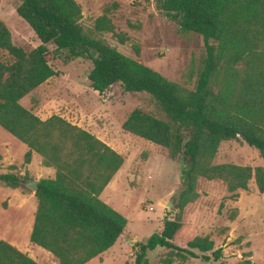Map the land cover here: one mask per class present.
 <instances>
[{
  "label": "trees",
  "instance_id": "16d2710c",
  "mask_svg": "<svg viewBox=\"0 0 264 264\" xmlns=\"http://www.w3.org/2000/svg\"><path fill=\"white\" fill-rule=\"evenodd\" d=\"M182 35L202 37L205 54L194 89L171 82L152 68L127 57L98 38L114 33L103 15L87 31L76 0H21L17 14L41 45L31 52L16 46L0 21V127L25 144V164L33 153L56 171L42 179L31 243L60 264H87L110 250L127 232V219L100 196L124 165V157L85 129L59 115L47 120L21 101L57 76L51 62L67 52V61L89 59L91 88L103 94L120 84L125 92L146 94L155 111L135 109L122 124L125 133L160 146L181 165L183 210L197 197L200 181H222L233 198L254 182L264 197V0H155ZM122 43L126 39L120 36ZM55 46L54 51L48 45ZM98 53L95 59L91 53ZM243 141L263 161L257 167L214 164L222 143ZM16 173L0 174V185L26 190ZM235 215L231 220H235ZM134 264H151L148 255L168 252L159 264L223 258L208 236L188 237L178 218H165L157 232L134 246ZM237 264H256L252 254ZM0 264H38L0 241Z\"/></svg>",
  "mask_w": 264,
  "mask_h": 264
},
{
  "label": "rangeland",
  "instance_id": "374dc122",
  "mask_svg": "<svg viewBox=\"0 0 264 264\" xmlns=\"http://www.w3.org/2000/svg\"><path fill=\"white\" fill-rule=\"evenodd\" d=\"M20 2L0 0V21L11 31L14 44L29 53L39 47L41 41L18 16ZM76 2L82 7L80 23L87 31L94 28L99 17L107 15L115 32L98 34V38L167 80L194 89L205 54L203 39L196 34H180L178 25L158 9L155 0ZM120 36L126 39L125 43ZM47 47L55 50L53 44ZM67 54L64 52L51 62L57 76L25 97L21 104L43 120L59 115L123 149L126 159L117 176L120 184L116 199L118 212L128 221L127 234L101 257V263L95 260L90 264H134L135 244L155 234L165 218H179L188 237L208 236L216 250H223L224 256L219 261L191 259L185 264H237L248 253L256 264H264V197L254 182L249 184V191L239 190L238 197L233 198L224 182L200 181L194 202L183 210H168L167 203L172 197L180 203L184 190L180 163L172 161L160 146L121 130L135 109L155 111L150 98L146 94L127 93L120 84L103 94L95 92L88 79L93 69L91 60L67 61ZM26 152L25 144L0 127V174L11 172L24 177L28 173ZM38 161H41L39 156L30 170L34 175L44 176L47 172ZM261 163L259 152L241 140L222 143L214 160L218 165L257 167ZM36 205L34 192L28 187L14 190L0 185V241L17 240L34 260L41 248L31 246L28 228ZM235 214V220H231ZM167 252L157 249L149 253L151 264H159Z\"/></svg>",
  "mask_w": 264,
  "mask_h": 264
},
{
  "label": "crops",
  "instance_id": "0c3cea01",
  "mask_svg": "<svg viewBox=\"0 0 264 264\" xmlns=\"http://www.w3.org/2000/svg\"><path fill=\"white\" fill-rule=\"evenodd\" d=\"M49 81V80H48ZM47 81V82H48ZM38 116V115H37ZM43 120V119H42ZM47 120V119H46ZM71 123V122H70ZM73 124V123H72ZM75 125V124H74ZM78 126V125H77ZM121 130L123 131V129H122V127H121ZM87 131V130H86ZM88 132H90V131H88ZM124 132V131H123ZM91 133V132H90ZM92 134V133H91ZM94 135V134H93ZM96 136V135H95ZM97 137V136H96ZM98 139H100L101 141H103L104 143H106L108 146H110L112 149H114L116 152H118L119 154H121L123 157H124V152H123V149L120 147V145H118V144H114L113 142H111L110 140H105V139H102V138H100V137H97ZM27 151H28V148H27ZM37 156H39L40 158H41V156L40 155H38V154H36V153H33V156H32V161H31V163L30 164H27V166H28V169H27V171H28V175L30 174L31 176H34V179H30V180H38V182L40 181V180H42V179H54L55 178V176H56V171H55V169H53V168H47V167H44L43 165H42V158H41V161H38L42 166H43V168H44V172H47V173H45V175L44 176H42V175H34L32 172H31V170H30V167H31V165H32V163L34 162V160L37 158ZM124 159H126L125 157H124ZM263 162V161H262ZM263 163H261L260 165H262ZM122 168H123V166H122ZM121 168V169H122ZM121 169L119 170V172L121 171ZM119 172L114 176V178L112 179V181L110 182V184L105 188V190L102 192V194H101V196H100V198H101V200L104 202V203H106V204H108L110 207H112L114 210H116L117 212H118V203H117V195H118V191H119V184H120V178L119 177H117L118 176V174H119ZM26 174V175H27ZM34 197H35V193H34ZM36 198V197H35ZM37 206L38 205H36V208L33 210V212H32V220H31V223H30V225H29V228H28V237L30 238V236H31V233H32V229H33V225H34V220H35V215H34V213L36 214V211H37ZM8 243H10L11 245H13V246H15L16 248H18L21 252H23V253H25V254H27L28 256H29V253H27L26 252V250H24V249H22L18 244H17V240H12V239H7L6 240ZM32 244V243H31ZM31 246H34L35 248H41V247H39V246H37V245H34V244H32ZM115 246V245H114ZM113 246V247H114ZM112 247V248H113ZM111 248V249H112ZM26 249H28V248H26ZM42 249V250H41ZM41 249H39L40 251H39V253H40V255L39 256H37L36 258H35V261L38 263V264H60L59 262H58V260L51 254V253H49L48 251H43L44 249L43 248H41ZM110 249V250H111ZM33 250H36V249H33ZM109 251V250H108ZM107 251V252H108ZM106 253V252H105ZM105 253H103L100 257H98V258H95V259H93L92 261H90L89 263H87V264H90L91 262H93V261H95V260H98L100 263H101V257L105 254ZM34 260V259H33Z\"/></svg>",
  "mask_w": 264,
  "mask_h": 264
},
{
  "label": "water",
  "instance_id": "95a60500",
  "mask_svg": "<svg viewBox=\"0 0 264 264\" xmlns=\"http://www.w3.org/2000/svg\"><path fill=\"white\" fill-rule=\"evenodd\" d=\"M91 53L95 59L98 58V53H95L94 50H91ZM23 185L31 189L34 193L37 191L38 180H22ZM180 208L179 200L176 197H172L171 200L167 203L168 210H178ZM131 244H134V240L131 241ZM214 259V258H213Z\"/></svg>",
  "mask_w": 264,
  "mask_h": 264
},
{
  "label": "built area",
  "instance_id": "2783aa9c",
  "mask_svg": "<svg viewBox=\"0 0 264 264\" xmlns=\"http://www.w3.org/2000/svg\"><path fill=\"white\" fill-rule=\"evenodd\" d=\"M150 210H153V207H150Z\"/></svg>",
  "mask_w": 264,
  "mask_h": 264
}]
</instances>
